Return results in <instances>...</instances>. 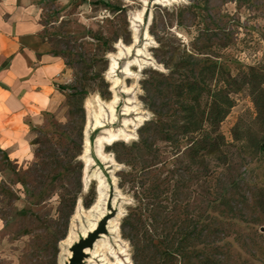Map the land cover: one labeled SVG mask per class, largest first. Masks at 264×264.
I'll return each mask as SVG.
<instances>
[{"label":"rangeland","instance_id":"374dc122","mask_svg":"<svg viewBox=\"0 0 264 264\" xmlns=\"http://www.w3.org/2000/svg\"><path fill=\"white\" fill-rule=\"evenodd\" d=\"M43 9L44 38L65 61L71 82L61 86L66 99L58 111L47 113L38 127H33L32 159L24 164L14 163L0 153V264H68L72 248L80 238L71 247L65 240L72 228L80 234L88 222L89 210L98 201V182L93 177L97 171L102 173L108 186V198L101 203L106 212L103 218L106 232L99 233L94 244L88 247L91 253L85 254L80 264H106L105 254L113 264H121L107 249L105 254L99 253L94 247L99 239L109 242L113 250L117 251L119 246L125 249L128 264H141L131 241L122 232L124 218L139 206L136 188L129 183L121 186L122 173L132 168L117 160L112 147L117 143L130 146L138 142L139 129L148 121L156 120L143 82L152 78L163 80L157 74L168 76L183 58L188 61L196 58L207 66L216 63L235 78L250 68L264 72V0H47ZM122 51L119 69L109 75L111 56ZM132 60L139 63L131 69L133 76L126 77L122 69ZM113 78L120 80L117 88H113ZM102 81L105 84L98 88ZM105 85L111 94L109 99L99 92L106 89ZM81 88L88 91L82 104L84 117L76 112L72 97ZM126 88H130V92H125ZM115 96L119 101L113 114L106 104ZM233 98L235 107L221 125L222 134L231 143L237 126L236 133L243 131V127L252 125L255 116V106L246 88ZM98 100L105 109L101 117L105 127L94 129ZM89 102L92 109L87 107ZM126 105L138 110L126 115ZM139 112L146 120L142 119L143 124L131 133L125 121L133 120ZM110 128L124 129L131 138L105 146L103 152L109 161L104 162L98 156L96 144L98 137ZM86 134L90 140L87 155L84 153ZM158 147L163 160L174 158L171 147L163 143ZM231 151L236 153L237 149ZM86 157L91 161L87 181L84 178ZM233 163L231 173L225 171L226 175H219V179L209 184L197 182L195 176L184 169V162L176 164L183 169L180 179L185 183L179 198L183 212L177 220L195 219L192 216L200 210L210 214L203 217L215 219L212 230L218 231L219 239L223 240L215 244L218 250L212 252L215 260L220 259L224 264H264V150L256 159L237 158ZM165 176L163 173L161 178ZM234 178L237 185L229 194L233 198L231 206L237 208L238 219L228 215L229 208L220 209L226 214L219 215V210L213 212L207 207L214 199V192L222 191L225 195L222 189ZM148 180H151L149 183L155 181ZM61 196L77 197L69 219L66 211L61 212ZM90 201L93 203L87 207ZM113 219L120 224L119 241L107 230ZM156 226L151 229L154 237L176 230L172 225ZM63 235L65 238L60 240ZM121 259L126 262L125 256Z\"/></svg>","mask_w":264,"mask_h":264},{"label":"trees","instance_id":"16d2710c","mask_svg":"<svg viewBox=\"0 0 264 264\" xmlns=\"http://www.w3.org/2000/svg\"><path fill=\"white\" fill-rule=\"evenodd\" d=\"M190 59H181L166 77L156 73L163 80L152 78L143 82L149 108L156 120L148 121L139 129L138 142L130 146L117 143L112 147L117 160L132 168L122 173L121 186L129 183L136 188L139 206L131 209L124 218L122 232L131 241L135 257L141 260V264H224L220 259L215 260L212 253L218 251L215 244L223 240L219 239L218 231L212 230L215 219L203 217L210 214L200 210L192 216L195 219L177 220L183 212L179 198L183 195L181 190L185 183L180 179L183 169L176 164L184 162V169L195 176L197 182L209 184L219 175H226L223 172L231 173L235 159H256L264 150V72L250 68L235 78L228 76L216 63L207 66L196 58ZM103 84L102 81L98 88ZM105 87L99 92L103 98L109 99L111 94L108 86ZM244 88L250 93L255 116L252 125L243 127V131L236 133L237 126L231 143L222 134L221 125L235 107L233 95ZM87 93L81 88L72 96L76 112L82 117L85 113L82 104ZM159 143L171 147L173 159L163 160ZM232 148L237 152L233 153ZM163 173L166 176L162 179ZM149 178L155 181L149 183ZM236 185L237 179L234 178L226 189H222L225 195L222 191H215L214 199L207 207L213 212L219 210V215L226 214L220 209L229 208L228 215L230 213L233 219H238L237 208L231 206L233 198L229 194ZM61 197V212H67L66 218L69 219L77 197ZM92 203L90 201L86 206L90 207ZM156 225H172L176 230L173 233L171 229L166 236L154 237L151 229ZM64 238L65 235L60 240Z\"/></svg>","mask_w":264,"mask_h":264},{"label":"crops","instance_id":"0c3cea01","mask_svg":"<svg viewBox=\"0 0 264 264\" xmlns=\"http://www.w3.org/2000/svg\"><path fill=\"white\" fill-rule=\"evenodd\" d=\"M47 0H0V153L32 159L30 138L47 113L66 99L70 71L44 38ZM2 173L0 171V183Z\"/></svg>","mask_w":264,"mask_h":264},{"label":"bare ground","instance_id":"6f19581e","mask_svg":"<svg viewBox=\"0 0 264 264\" xmlns=\"http://www.w3.org/2000/svg\"><path fill=\"white\" fill-rule=\"evenodd\" d=\"M142 13V12H141ZM141 15V14H140ZM147 37H149V35L145 34ZM127 50H129V52L131 51L130 48H128ZM124 55V51H122L120 54L117 55H113L111 56V66L109 69V75H112L116 72V70L119 69V65H118V60H120V58ZM138 60H132V61H128L125 66L122 69V73L126 76V77H131L133 76V74L131 73V69L133 66H137L138 64ZM113 88H117L120 84V80L113 78ZM125 92H130V88H126ZM119 101V98L117 96H115V98L113 100H111L107 105L108 109H111L112 113L114 114L115 112V105L117 104V102ZM131 102V100L128 101L129 105ZM95 104V103H94ZM125 107V114L127 115L130 111L135 110L137 111L138 109L136 108H131L129 106ZM91 107L92 109V103H87V107ZM99 111L95 112V123L93 128H103L105 127L104 123L101 121V117L104 116L105 113V109L103 107L102 101L98 100V108ZM143 113L139 112L136 113V117L131 120V121H125V127L129 129V131L131 133H134L135 130L137 128H139V126L141 124H143L142 119L146 120V118L142 115ZM114 117V115H113ZM87 124V128L89 127V121L86 123ZM126 138H131L130 135L126 132V130L124 129H118V130H114L112 128H110L109 130H106V132L104 133V135L99 136L97 139V144H96V148H97V153L98 156L101 157V160H103L104 162H108L109 161V157L106 153L103 152V149L105 146H111L112 144H114L115 142L118 141H123ZM89 149H90V140L88 138V135H85V147H84V153L87 155L89 154ZM91 161L89 158H85V174H84V178L85 181H87V176H88V171L91 168ZM93 177L97 180L98 184H99V194H98V201L96 202V204L93 206V208L91 210H89V219L86 225H84L81 229L80 234L77 235V233L75 232V229H71L68 238L65 240L66 244L71 247V245L75 242H78V238H80V241L85 240L90 234L96 232L98 230V223L101 219H103L106 216V212L105 210L101 207V203L104 202L105 200H107L108 196H106V190L108 189L107 186V181H105L104 176L102 175L101 172L97 171ZM112 181L113 184L116 185V181H115V177L112 176ZM107 230L109 231V233H111L116 241H119V233H120V224L117 221V219H113L111 221H109L108 223V228ZM105 237L104 235H101V238ZM103 241V243L99 246V243ZM94 247L99 250V253L102 252L103 254H105V249H107L108 253L111 256H115L117 260H119L121 262V264H128L127 263V259L129 258V255H126L123 251L125 249H123L121 246H119L120 248L116 251L113 250L112 246L110 245L109 242L105 241V240H101L99 239V241L97 243H95ZM92 250H90L89 248H86L85 251L83 252V254H87V253H91ZM70 257H71V253H69ZM121 256H125L126 257V262H123L121 259ZM104 261L106 264H113L110 259L108 258L107 254L104 255ZM129 264H132V262H130Z\"/></svg>","mask_w":264,"mask_h":264},{"label":"water","instance_id":"95a60500","mask_svg":"<svg viewBox=\"0 0 264 264\" xmlns=\"http://www.w3.org/2000/svg\"><path fill=\"white\" fill-rule=\"evenodd\" d=\"M94 181L97 180L94 178ZM97 194H99V184L97 186ZM106 219L99 222L98 230L90 234L85 240L80 241L72 248V257L68 264H80L84 258L83 252L86 248L91 247L99 236V233L106 232L105 226Z\"/></svg>","mask_w":264,"mask_h":264}]
</instances>
